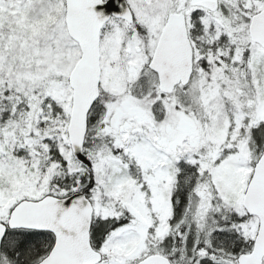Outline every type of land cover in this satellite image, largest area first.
<instances>
[{
    "label": "snow or ice",
    "instance_id": "snow-or-ice-1",
    "mask_svg": "<svg viewBox=\"0 0 264 264\" xmlns=\"http://www.w3.org/2000/svg\"><path fill=\"white\" fill-rule=\"evenodd\" d=\"M0 264H264V0H0Z\"/></svg>",
    "mask_w": 264,
    "mask_h": 264
}]
</instances>
